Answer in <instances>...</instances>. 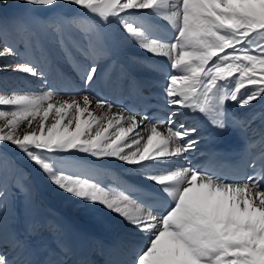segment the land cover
Wrapping results in <instances>:
<instances>
[{
    "label": "snow or ice",
    "instance_id": "obj_1",
    "mask_svg": "<svg viewBox=\"0 0 264 264\" xmlns=\"http://www.w3.org/2000/svg\"><path fill=\"white\" fill-rule=\"evenodd\" d=\"M23 3L46 9L61 3L77 6L104 24L115 18L141 49L170 61L172 71L164 93L167 104L178 107L163 122L167 134L152 126L146 139L137 129L148 120L147 115L138 119V114L125 115L123 110L112 114L114 105L96 98V107L107 112L95 116L88 93L82 95V104L75 97L56 101L53 91L0 93V105L11 106L0 109V119L5 121L0 127V142L11 143L62 191L102 205L140 234L139 241L133 240L127 248L130 259L110 264H264V164L244 179L217 175L191 163L178 168L166 164L172 157L196 150L200 143L192 138L198 133L196 127L174 120L180 115L179 108L202 113L217 129L224 130L228 127L226 101L243 108L264 97V0ZM130 10H151L168 21L176 29L173 41L153 38L144 27L128 22L121 14ZM74 23V17L53 16L41 21L38 31L22 24L19 31L34 52L42 54V41L52 39L69 58L74 49L93 60L81 72L84 84L91 85L98 70L95 60L105 55L106 49L100 34L91 29H81L78 35L66 32L65 26ZM14 54V49L0 47V57ZM4 67L33 77L44 75L32 62ZM53 113V122L46 124ZM37 117L39 123L33 128ZM25 121L31 130L21 133L18 129ZM248 123L242 127L247 128ZM106 159L137 166L135 170L152 183L153 189L141 192V199L124 189L114 191L113 186L100 184L104 166L94 161ZM249 167L256 169L255 161ZM13 188L25 191L23 178L7 160L0 159V222ZM58 248L62 254L68 251L62 243ZM0 264H7L2 255Z\"/></svg>",
    "mask_w": 264,
    "mask_h": 264
},
{
    "label": "bare ground",
    "instance_id": "obj_2",
    "mask_svg": "<svg viewBox=\"0 0 264 264\" xmlns=\"http://www.w3.org/2000/svg\"><path fill=\"white\" fill-rule=\"evenodd\" d=\"M121 15L137 27H144L151 37L161 41L172 42L176 34V29L168 21L153 14L151 10H130ZM53 16L75 18L73 25L65 26L66 32L78 35L81 29H91L102 37L106 54L95 60L98 70L93 84L85 85L81 80V72L85 66H90L93 60L84 57L74 49L69 58L52 39L42 41V54L34 52L28 46L27 40H22V34L19 31L21 24L28 30L38 31L39 23ZM4 46L14 49L16 54L0 57V93L10 94L23 90L42 94L53 91L56 101L70 100L75 97L81 104L82 95L88 93L92 99L90 110L99 117L107 112V109L96 107L98 95L103 94L106 100L114 105L112 109L114 114L123 110L122 96L126 93L135 94L137 85H144L165 101L167 113L177 110L178 106L173 107L167 104L164 93V85L172 71L170 61L166 57L155 56L141 49L115 18H110V22L104 24L99 17L69 4L61 3L46 9L33 8L23 3V0H0V47ZM25 62L34 63L38 72H43L44 75L33 77L4 67ZM10 107L0 105V109ZM236 112L244 122L250 121L247 131L254 138H258L256 143L254 141L251 144L253 156H255L260 141V147L264 143V97L243 108L236 106ZM179 113L180 115L174 117V120L196 127L198 133L192 138L198 139L200 143L196 150L184 152L180 156L167 160L166 164L173 168L192 164L191 157L206 146V139H203L197 125L198 112L179 108ZM71 114L70 112L69 116ZM124 114L128 115L125 112ZM86 117L87 114H85ZM53 118L54 113L50 115L46 124L53 122ZM39 120L40 118L37 117L32 122L33 128L37 127ZM4 124L5 121L0 119V127H4ZM103 124L107 125L106 119ZM74 126L73 123V129ZM152 126H156L158 131L167 134L166 127L148 124L145 121L137 131L146 139L151 134ZM4 130L8 131L7 128ZM18 130L23 133L31 129L27 127V121H25ZM55 155L65 156L70 153ZM71 155L93 160L92 157L82 153ZM0 159L7 160L13 170L22 176L26 189L20 191L13 188L9 191V198L14 197L15 200L13 199L12 206L9 203L3 211V220L0 222V246L5 245L0 249V255L6 258L7 264H25V262L38 264L37 261H32L33 245L37 237L51 244L58 252H60L58 245L61 243L65 245L68 249L67 253L59 254L66 260H72V256L69 255L72 249L79 250L80 264H89L90 259L87 258H91L94 263H103L105 255H109L112 261L130 259L126 255L127 248L133 240L139 241L140 234L121 217L98 203L86 202L59 189L9 142H0ZM94 163L103 165L105 170V174L98 182L104 186H113L114 191L119 188L127 193L128 184L153 189L152 183L144 179L141 172L135 170L137 166H130L114 159L94 161ZM100 218H102V224L107 225L106 228L98 224ZM51 221L54 226L50 228L48 222ZM99 238H103L108 244H102ZM8 247L13 248L12 253H8Z\"/></svg>",
    "mask_w": 264,
    "mask_h": 264
},
{
    "label": "rangeland",
    "instance_id": "obj_3",
    "mask_svg": "<svg viewBox=\"0 0 264 264\" xmlns=\"http://www.w3.org/2000/svg\"><path fill=\"white\" fill-rule=\"evenodd\" d=\"M29 24V23H28ZM159 40V39H158ZM115 184V183H114ZM14 197H10L9 199H8V206H9V203H10V206H12V204L14 203ZM102 218H100V219H98V224L100 223V225H101V227L102 228H106L107 227V225H103L102 224V220H101ZM52 224V225H51ZM106 224H108V223H106ZM48 226L51 228V227H53L54 226V224H53V222L51 221V222H48ZM99 240L102 242V244H108L107 242H106V240H104L103 238H99ZM5 245L4 244H2L1 246H0V249L1 248H3ZM113 249V248H112ZM13 252V248L12 247H8V253H12ZM113 253V252H112ZM97 257V256H96ZM117 258H119V257H117ZM87 259H90V261H91V258H87Z\"/></svg>",
    "mask_w": 264,
    "mask_h": 264
}]
</instances>
